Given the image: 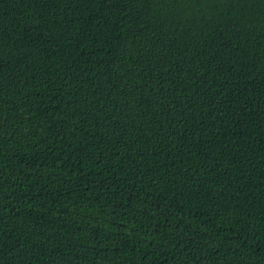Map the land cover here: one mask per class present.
<instances>
[{
	"label": "trees",
	"instance_id": "obj_1",
	"mask_svg": "<svg viewBox=\"0 0 264 264\" xmlns=\"http://www.w3.org/2000/svg\"><path fill=\"white\" fill-rule=\"evenodd\" d=\"M0 264H264V0H0Z\"/></svg>",
	"mask_w": 264,
	"mask_h": 264
}]
</instances>
